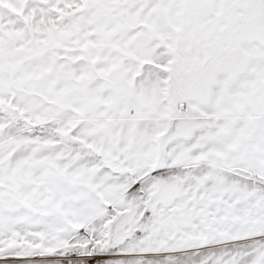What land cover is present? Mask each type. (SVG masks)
<instances>
[{"label": "snow or ice", "instance_id": "6c2138e0", "mask_svg": "<svg viewBox=\"0 0 264 264\" xmlns=\"http://www.w3.org/2000/svg\"><path fill=\"white\" fill-rule=\"evenodd\" d=\"M0 264H264V0H0Z\"/></svg>", "mask_w": 264, "mask_h": 264}]
</instances>
